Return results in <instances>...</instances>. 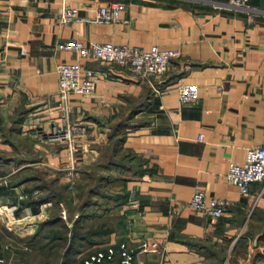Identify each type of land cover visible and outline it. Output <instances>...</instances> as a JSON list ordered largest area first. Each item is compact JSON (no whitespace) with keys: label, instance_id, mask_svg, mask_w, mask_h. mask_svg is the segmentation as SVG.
<instances>
[{"label":"crops","instance_id":"obj_1","mask_svg":"<svg viewBox=\"0 0 264 264\" xmlns=\"http://www.w3.org/2000/svg\"><path fill=\"white\" fill-rule=\"evenodd\" d=\"M117 1L126 3L121 20L98 18L101 5ZM250 4L252 11L216 0H0V186L7 188L0 203L17 202L13 186L37 192L24 177L40 170L55 176L49 183L64 184L71 167L75 181L95 169L113 176V193H130L124 203L101 206L127 224L80 264L110 246L115 256L100 264H122V244L134 249L133 264H264L263 184L242 194L226 178L231 162L243 163L248 148L264 143V0ZM70 7L78 15L64 22ZM73 39L157 44L181 55L166 74L144 77L59 48ZM61 62L111 72L93 92L69 98L70 121L84 126L74 152L40 134L64 113ZM182 83L197 88L198 100L181 102ZM120 138L138 165L128 157L105 165ZM197 190L228 200L226 213L195 211ZM45 203L26 204L37 215L52 205ZM144 241H156L158 250H144Z\"/></svg>","mask_w":264,"mask_h":264},{"label":"built area","instance_id":"obj_2","mask_svg":"<svg viewBox=\"0 0 264 264\" xmlns=\"http://www.w3.org/2000/svg\"><path fill=\"white\" fill-rule=\"evenodd\" d=\"M217 6L235 7L252 11L250 0H216ZM126 8V3L117 1L110 4L101 5L97 16L103 21H119L122 19V12ZM78 15L77 8H67L62 14V21L69 22ZM254 19V17H252ZM59 48L77 52L82 57H89L107 63H116L129 67L135 73L148 77L150 75H164L170 69L172 59L179 57L181 51L173 48H162L157 44L150 48H140L129 44H116L113 42H90L85 43L77 39L60 43ZM59 76V92L64 100L63 115L59 121H54L51 128L41 131L40 134L50 140L59 141L69 146L74 152L77 138L83 133L84 126L80 123H73L69 119L70 105L69 98L74 93L88 94L95 90L98 83L109 78V70H96L93 68H83L79 63L61 62L57 66ZM179 97L182 103H189L198 100L197 88L194 85L182 83L179 85ZM74 167H71L65 174V183L73 187L75 181ZM1 178V177H0ZM226 178L235 184L242 194L250 191V186L254 182H261L264 190V143L250 147L247 150L246 159L243 163L231 162L229 164ZM17 202L14 204L0 203V224L12 223L21 219L20 213L31 208L25 203L29 198V193L19 186H13ZM230 202L223 198H208L204 190H197L190 199V206L197 212L208 215L212 218H219L227 211ZM66 217V211H63ZM141 247L146 251H157L156 241H144ZM116 247L110 246L104 251H100L87 258L83 264H100L105 259H112L116 254ZM122 264H133L134 249L126 245L120 246ZM0 264H7V258L0 255Z\"/></svg>","mask_w":264,"mask_h":264},{"label":"trees","instance_id":"obj_3","mask_svg":"<svg viewBox=\"0 0 264 264\" xmlns=\"http://www.w3.org/2000/svg\"><path fill=\"white\" fill-rule=\"evenodd\" d=\"M122 141L123 138L115 141L105 165L113 167L117 162H124L126 157L133 165H138L141 162V159L135 155L127 154L122 150ZM98 167H102V165ZM24 178L35 180L33 187L43 191L36 198L25 201L26 203L36 206L51 202L54 206L56 205L55 208L57 205L60 207L57 198H63V194L67 192L70 198L67 199L68 202L70 201L73 204L76 201L73 195H77L78 200H80L78 202L80 214L74 221L72 236L68 237L66 235L69 230L67 221L58 212L52 214L53 209H51L43 219L37 222L39 224L38 229L33 235L17 239L19 242H23V246L26 245L27 249L18 248L13 251L10 247L5 248L7 243L5 239L12 237L13 233L0 229L1 256L10 257L14 255V259L18 262H25L27 259L32 258L35 261L40 260L42 264H71L75 261L76 256H81L78 259L81 262L90 251L98 250L100 247L97 245L105 242L106 236L113 230H125L127 223L124 217L113 218V215L109 214L111 208H101L104 202L115 200L120 204L129 200L131 196L126 191L113 193L110 186V184H113L112 175L99 173V170L95 169L82 171L81 176L73 183V187L76 186L77 188V194L73 192V188L71 189L67 183L59 184L56 180L49 183L36 175H28ZM6 189V187L0 186V194L6 192ZM34 208L35 212H38V207ZM62 247L66 249H62ZM88 249L90 250L89 253H87Z\"/></svg>","mask_w":264,"mask_h":264},{"label":"rangeland","instance_id":"obj_4","mask_svg":"<svg viewBox=\"0 0 264 264\" xmlns=\"http://www.w3.org/2000/svg\"><path fill=\"white\" fill-rule=\"evenodd\" d=\"M41 171V172H40ZM39 171V175L41 177V179L43 181L47 182L50 179L55 178V176H47L45 175L42 170ZM73 188V189H72ZM71 189L73 190L74 193L77 194V188L76 186L72 187ZM29 193V198L26 199L25 201L29 200L32 198L33 193H37V195L39 196L40 193H42L43 191H41L40 189L37 192H31L30 190H26ZM61 191V190H60ZM61 193L63 194V192L61 191ZM69 193H65L63 194V198H57L59 199L58 203L60 204L57 205V207L55 208L54 204L52 203V205L48 206L47 208H45V211H42L40 213H38L37 215H34L33 211L31 208L25 209V211L23 210L22 213L19 214V216L21 217V219H18L15 222L12 223H1L0 224V229L2 230H8L10 232L13 233L12 237H9L7 239H5V241L7 242L5 245V248H12V250L16 251L18 248H23V249H27V246H23V242H19L17 239L18 238H24V237H28L30 235H33L35 233V231L38 229V221L43 219L45 215H47L51 209H53V213L55 214L56 212L60 213V215L63 217V211H66V217H63V219L65 221H67L68 225H69V230L66 232V235L68 237L72 236V230L74 228V221L76 219V217L78 216V214H80V211L78 209V202L80 200H78L77 195H73L75 196L76 201L72 204L70 201L68 202L67 199L69 198L68 196ZM84 195V193H83ZM86 197V195H85ZM56 199V200H57ZM70 199V198H69ZM46 203H42V204H38L39 207H46L45 205ZM29 205V204H28ZM50 208V209H49ZM43 210V208H42ZM1 242V240H0ZM65 245V244H64ZM64 247H62L63 249ZM66 249V248H64ZM81 256H76V259L74 262H72L71 264H80V261L78 259H80ZM7 258V264H42L40 260L35 261L32 258L27 259V261H21L18 262L14 259V255H11L10 257H6Z\"/></svg>","mask_w":264,"mask_h":264}]
</instances>
